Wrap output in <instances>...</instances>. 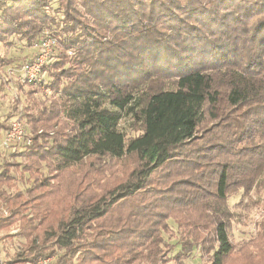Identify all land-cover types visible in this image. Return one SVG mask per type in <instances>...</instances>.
I'll use <instances>...</instances> for the list:
<instances>
[{
	"label": "trees",
	"instance_id": "16d2710c",
	"mask_svg": "<svg viewBox=\"0 0 264 264\" xmlns=\"http://www.w3.org/2000/svg\"><path fill=\"white\" fill-rule=\"evenodd\" d=\"M45 31L54 96L20 85L32 143L0 164V241H23L0 264H167L165 236L176 264H264V216L237 244L229 207L264 208V0H0V46Z\"/></svg>",
	"mask_w": 264,
	"mask_h": 264
},
{
	"label": "rangeland",
	"instance_id": "374dc122",
	"mask_svg": "<svg viewBox=\"0 0 264 264\" xmlns=\"http://www.w3.org/2000/svg\"><path fill=\"white\" fill-rule=\"evenodd\" d=\"M52 7L53 9L57 8L55 3L52 4ZM51 13L54 14L58 18V20L62 18L61 13H57L53 10L51 11ZM45 33L52 36H55L56 34L55 32L45 31L43 33V36L46 35ZM12 45L13 46H11L10 48L0 46V53L3 56H6L8 58H14L16 60L15 64L12 67L10 66L0 70V121H8V124H10V122L15 119H19L20 115L23 112V107L24 105H26L27 102L26 94L28 90L26 89V87L21 90V82L19 81V77L17 74L20 68L22 67V64L25 59L29 56L33 57L36 53L35 49H33V51L24 52L27 51V48L23 45L22 42H18L16 39L13 40ZM11 68H13L12 74L10 71ZM14 72L16 74H14ZM45 79L50 84L51 81L49 80L47 74L45 75ZM52 96H54V92L51 90V88H48L47 90L44 89L43 93L39 94L37 97L39 100L45 101L51 98ZM17 98L19 99L18 106H16ZM125 125L126 121L124 120L122 122V127H124ZM2 138L3 137L1 136L0 141ZM16 153L17 152L15 149L11 148L9 150H5L0 145V164H3L4 161L12 162L13 160L21 162L22 159L20 157L13 158V155ZM14 178L16 180L17 186L22 190H24L29 185L21 180H18L19 177L17 174L14 175ZM255 202V198L253 201H250L249 198L242 199L241 195L232 197L229 200V207L235 215L231 228V237L233 241L237 244H242L243 242L250 240L256 235V225L258 221H260L264 216V208H258ZM170 226L172 227L175 233L178 232L177 226L172 221L170 222ZM11 233H17V228L14 227ZM5 234L6 233H3L2 235ZM165 240L169 244L175 246L174 251L168 255L169 261L167 264H176L175 256L181 250V246L178 244V237L170 239L168 238V236H165ZM22 241L23 240L19 238H15L12 242L0 241V263L6 259L12 258L20 248ZM208 260L209 256H203L200 250L197 249L190 256L184 258L182 260V264H208ZM43 264H49V261H46V263Z\"/></svg>",
	"mask_w": 264,
	"mask_h": 264
},
{
	"label": "built area",
	"instance_id": "2783aa9c",
	"mask_svg": "<svg viewBox=\"0 0 264 264\" xmlns=\"http://www.w3.org/2000/svg\"><path fill=\"white\" fill-rule=\"evenodd\" d=\"M57 46V40L49 34H46L35 44L36 54L22 64L17 74L21 84L28 87H39L42 90L48 89L45 87L47 82L45 79V67L54 63ZM10 71L12 74L13 68ZM14 74L16 73L14 72ZM31 143V139L27 137L25 124L22 120L15 119L10 122L9 129L3 133L1 147L5 150L13 148L20 151L23 146L30 145ZM43 263H46V261L41 264Z\"/></svg>",
	"mask_w": 264,
	"mask_h": 264
},
{
	"label": "crops",
	"instance_id": "0c3cea01",
	"mask_svg": "<svg viewBox=\"0 0 264 264\" xmlns=\"http://www.w3.org/2000/svg\"><path fill=\"white\" fill-rule=\"evenodd\" d=\"M26 50H27V51H24V52L33 51V49H28V48H27ZM31 54H32V53H31ZM29 57H30V56H29ZM1 136L3 137V132L0 133V137H1ZM2 139H3V138H2ZM2 139H1V141H0V145H1Z\"/></svg>",
	"mask_w": 264,
	"mask_h": 264
}]
</instances>
